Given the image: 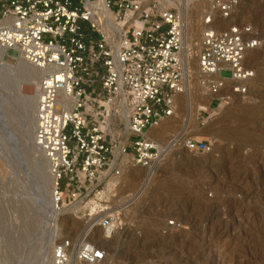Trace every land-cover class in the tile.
I'll list each match as a JSON object with an SVG mask.
<instances>
[{"label":"built area","instance_id":"1","mask_svg":"<svg viewBox=\"0 0 264 264\" xmlns=\"http://www.w3.org/2000/svg\"><path fill=\"white\" fill-rule=\"evenodd\" d=\"M238 1L202 0L196 92L210 100L197 106L201 125L212 101L218 106L247 90L255 75L248 52H264V37L251 25L222 26ZM183 34L179 9L153 0H0V49L40 71L33 145L48 163L54 211L80 205L124 167L157 165L177 144L210 149L209 141L183 131L164 144L147 135L175 114L176 97L190 90L191 52ZM99 224L111 233L122 221L115 211ZM73 250L79 263L105 258L90 241L60 239L51 264H71Z\"/></svg>","mask_w":264,"mask_h":264},{"label":"rangeland","instance_id":"2","mask_svg":"<svg viewBox=\"0 0 264 264\" xmlns=\"http://www.w3.org/2000/svg\"><path fill=\"white\" fill-rule=\"evenodd\" d=\"M153 1L178 9L174 0ZM200 16L196 13L188 21L197 27ZM222 23H247L264 37V0H239ZM199 34L198 26L184 44L191 52L193 75L198 73ZM246 58L255 70L247 90L218 106L212 101L204 125L198 122V109L188 122L187 98L179 95L175 114L168 118L171 126L164 141L187 125L191 137L209 141L208 151L177 144L146 186L147 171L124 167L118 177L105 179L80 205L77 202L75 215L68 209L50 222L33 200L45 198L34 163L48 169L33 145L27 115L31 98L17 91L20 82L35 91L34 68L17 52L0 49V264H39L42 249L45 264H51L52 246L60 239L94 243L105 253L98 264H264V52L250 51ZM220 75L228 77L229 71L222 69ZM190 90L195 105L210 100L197 95V83ZM9 136L26 160L32 189L10 156ZM48 185L51 189V180ZM115 211L122 226L108 233L99 221Z\"/></svg>","mask_w":264,"mask_h":264},{"label":"bare ground","instance_id":"3","mask_svg":"<svg viewBox=\"0 0 264 264\" xmlns=\"http://www.w3.org/2000/svg\"><path fill=\"white\" fill-rule=\"evenodd\" d=\"M200 1H202V0H174V1H172L178 7V9L180 10V14L182 15V19H183V23H184V34H183L184 44H186L188 42V40L193 36V34L196 31V29H198V26H199V29H200V22H199L198 26L196 27V25H194L192 22L188 21V17L189 16H192V15H194L196 13L197 14L199 13V15H200V13H201L200 12V8L198 9V7H197L198 6V3ZM223 21L225 22V20H223ZM222 24H224V23H222ZM224 25H226V24H224ZM224 25H222V26H224ZM229 25H230V23H229ZM255 51H257V50H255ZM251 58L252 59H255L253 56ZM190 71L193 73L192 69H190ZM39 75H40V71H38L37 69H34L33 70V80L34 81L35 80L37 81L36 82V89H35L34 92H33L32 86H30V85H24L25 83H23V82L22 83L20 82L19 84H17V91H18V93L21 96H23L25 99H27V100L29 98H31V109H30L31 110V114L29 113V111H30L29 110V111H27V115L29 116L28 119H30L29 121H30V125H31L30 127L32 129V137H33L34 124H35V120H34V110H35V101H36V98H37V83H38ZM27 76H29L28 73H27ZM192 76L193 77H192V79L189 82L190 86H192L194 83H197L198 82L197 81L198 73L197 74H194V75L192 74ZM247 84H248V81H247ZM179 96H180V98H182V100H183V98H184V100H185V98H187L186 99V103H184V105L187 108L186 110H187L188 122H190V120L194 119L195 111L197 110V106H205V107L207 106V101H203V100L202 101H199V103L196 104V105L194 103H192V101H193L192 92H189L188 91V93L186 95L180 94ZM176 100H177V97H176ZM182 106H183V103H182ZM185 119H183V121ZM170 126H171L170 125V121L168 119H166L163 123H161L158 126L150 129L147 135L149 137H151V138L156 139L158 143L164 144L166 142V140L164 141V139L166 137V133H168L167 130H168V128ZM187 127L188 126L186 125V126L183 127V129L180 128V132L183 131L185 135H189L186 132ZM202 135L204 136V134H202ZM8 138L10 140V143H8V144H9V148H10L11 153L17 154V156L19 157V160H20V162L22 164L23 163H26V160H24V158L21 156L20 152L16 148V143H15L14 138H12L11 136H9ZM172 151L173 150L171 149L169 152H167L166 154H164L163 158L166 157L167 155H171L172 154ZM37 162L34 163L33 171H34V173H36V174H38L40 176V178H39V179H41L40 184L42 186V190L45 193L44 194L45 198L42 199V201L39 200L37 197H36L37 199L34 198L33 200L34 201L37 200V202H39L41 204V207L44 209L45 213L48 214V221H50V222L51 221H55V219L60 218V216L57 215L58 212H56V211H54L52 209L53 207H52V204H51V189L48 187L49 186L48 184H50V180H51V175H50L49 169H48V163L45 160V162L47 163V169H48V171H46L45 165H42V164L37 163ZM32 163L33 162H31V164ZM159 164H160V162L157 165H155V166H153L151 168H149V167H139L138 168V169H144L145 172L147 171V173H146V179H145V183H144L145 186L150 182L151 176H152L153 173H155L156 166L158 167ZM26 173H27V176H28V172H26ZM27 176L25 174V177L26 178H27ZM40 184L37 183L35 185H37L38 187H40L39 186ZM138 191H140V190H138ZM48 193H49V195H48ZM76 205H77V202H75L74 204L70 205L68 209L70 211L74 212L75 209L78 208V206L76 208H74ZM71 209H73V210H71ZM54 223L55 222H52V225ZM52 248H53V246H52ZM45 254H46L45 249L44 250L42 249L40 251V256H39L40 257V262H39V264H45V262H44L45 261L44 260ZM51 254H52V250H51ZM73 261L76 263V259L75 258H72L71 259V264L74 263Z\"/></svg>","mask_w":264,"mask_h":264},{"label":"water","instance_id":"4","mask_svg":"<svg viewBox=\"0 0 264 264\" xmlns=\"http://www.w3.org/2000/svg\"><path fill=\"white\" fill-rule=\"evenodd\" d=\"M11 158L13 159V161L22 169V171L26 174V176H27V167H26V163H21L20 162V160H19V157L17 156V154H15V153H11ZM27 179H28V176H27ZM27 185L32 189V187H33V180L32 179H28L27 180ZM32 202V204H33V202L34 201H31ZM35 203V202H34Z\"/></svg>","mask_w":264,"mask_h":264}]
</instances>
